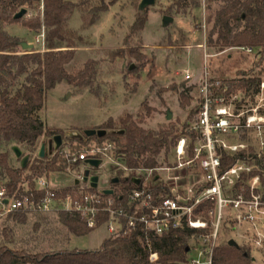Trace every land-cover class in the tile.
Segmentation results:
<instances>
[{"label": "rangeland", "instance_id": "obj_1", "mask_svg": "<svg viewBox=\"0 0 264 264\" xmlns=\"http://www.w3.org/2000/svg\"><path fill=\"white\" fill-rule=\"evenodd\" d=\"M72 1H83L85 4L67 22L69 29L78 32L81 41L79 48L75 50L74 60L66 66V71L73 73L87 61H93L97 64L96 73L90 88L77 89L64 82L56 85L46 93L44 106L38 113L44 125L61 133L59 148L65 154H85L92 148H103L105 143L83 140L79 144L74 140L81 138L85 131L101 130L99 128L109 120L114 123V129L118 127L119 118L130 116L134 122L141 120L140 126L147 130L157 131L171 124L181 132L191 115L190 126L185 129V133L190 130L194 133V148L201 149V153L198 159L193 156L186 182L198 181L201 184L199 163L206 149L201 130L196 128L199 114L193 112H201L206 105L212 121L217 116V110H222L223 118L229 119L234 125L252 121L248 128L237 133H215V152L221 146H225L224 149L221 148L230 155L251 148L258 158L264 157V56L259 60L256 50L247 52L246 48L235 47L218 52L209 44L212 24L208 18L218 8V4H211L208 8L206 0H198V8L176 13V0H155L146 11L138 10L141 0H118L108 6L106 12L93 14L91 9L102 4L108 5L112 0ZM35 14V11H29L23 16V20H28ZM139 16L146 18L141 29L135 26ZM164 16L172 19L166 26L162 25ZM92 17L95 21L88 25ZM3 29L8 35L29 46L26 49L28 51L45 50V44L42 43L43 29L33 33L21 23L4 25ZM214 39L215 35L212 36V40ZM22 51V47L17 48L18 54ZM250 78L260 80L257 95H246L241 90L228 89V82ZM220 82H224L225 87L218 92ZM183 139L187 151L191 140L187 136ZM41 146H44V155L59 149H55L51 139L39 138L36 149L30 152L24 145H16L4 138L0 152L9 153V164L16 169L21 167L24 158L27 163L36 157ZM234 147L237 148L236 151H232ZM174 149L167 154V162H163L164 153H161L158 157L160 167L177 163ZM104 153L105 155L99 156L98 168H91L81 162L66 172L51 173L47 178L36 180L35 187H41L44 182L47 190L54 192L64 189L87 190L90 183L89 180L84 181L83 174L88 172L89 177L98 178L97 192L111 190L113 193L115 188L110 182L116 180L120 172L123 178L131 172L122 167L113 149ZM113 157L115 158L112 159ZM183 172L157 174L163 180L168 176L183 179ZM135 176L142 178L137 174ZM5 181V176L0 172V191ZM26 188L28 187L24 185V189ZM6 216L0 217V243L32 254L94 250L103 240L111 237L105 224L92 228L85 236L74 237L58 223L56 211L47 214L26 213L23 224L8 220ZM231 218L232 214L226 208L217 244L232 239L237 245L249 247L253 264H264V243L261 248L254 246L250 227L244 223H233ZM257 228L264 231V220L257 224ZM188 245L193 251L189 258L204 264L206 259L197 253L203 246L202 239L193 238Z\"/></svg>", "mask_w": 264, "mask_h": 264}, {"label": "trees", "instance_id": "obj_2", "mask_svg": "<svg viewBox=\"0 0 264 264\" xmlns=\"http://www.w3.org/2000/svg\"><path fill=\"white\" fill-rule=\"evenodd\" d=\"M116 1L118 0H112L108 5L102 4L100 7L91 9V13L106 12L108 6ZM206 2L208 8L211 4H218V8L208 18L212 24L208 37L209 44H212L218 52L234 47L256 50L261 60L264 56V0H206ZM84 4L83 1L72 0H0V146L4 138H8L14 144L24 145L27 150L33 152L39 138L49 140L55 136L61 138L59 131L48 128L38 117V113L44 106L46 93L62 82L77 89L92 86L96 73L95 62L87 61L81 69L73 73L66 71V66L74 60L75 50L79 48L81 41L80 36L77 35L78 32L69 29L67 22ZM174 7L176 13L189 8L196 9L199 7V1L176 0ZM20 10H25L26 14L29 11H35L36 14L28 20H23V17L14 19ZM145 20V16H139L135 26L143 28ZM94 21L92 17L88 25L93 24ZM13 23H21L33 33L43 29L45 50L43 52L24 50L18 54L17 48L22 47L23 44L3 29L4 25ZM213 35H215L214 40H212ZM223 83H218V92L225 87ZM227 85L230 91L241 90L246 95H257L260 80L250 78L228 82ZM196 113L200 112H193V114ZM189 121L191 122V115L182 126L181 132L171 124L153 131L142 128L141 120L137 123L132 121L130 116H124L118 119L117 129H114V123L111 120L103 124L99 129L106 133L100 139L95 136L87 137L84 133L81 138L75 139L74 141L79 144L85 140L110 145L115 157L121 161L122 167L131 172L124 178L120 172L116 178L117 181L110 182L115 188L113 193L104 195L101 192L97 207L104 208L110 199L114 208H123L126 215H130L133 208L127 204L129 194L135 190H144L142 180H137L133 172L137 169L159 168L161 164L158 162V157L161 153H164L163 162H167V154L184 136L191 140L186 151V158L192 159L195 135L191 130L185 133V129L190 126ZM41 145L44 143L41 142ZM62 152V148H59L43 157L37 155L28 160L24 167L16 169L9 164V153L0 152V172L6 178L1 190L4 191L5 196L11 197L22 192L26 185L33 192L36 200L41 198L45 192L35 190L36 180L47 178L51 173L66 172L67 169L79 164V162H70L68 158L63 157L65 153L61 154ZM216 152L219 157V174L236 164L250 169L249 172H241L233 186L227 188L224 185V195L229 198L242 195L248 199L249 182L257 178L258 185L253 190V194L259 196L264 202V157L258 158L251 148L231 155L221 147L217 148ZM78 154L70 153L68 156ZM173 166L174 164H167V167ZM190 170L188 168L186 172H183L182 184L186 183V176ZM207 186L203 184L197 187L195 192L198 193ZM87 190L97 192L91 186ZM145 191L152 194L154 202L157 197L171 196L167 186L158 180L149 181ZM67 194L76 200L81 198L78 190L74 189L55 192L57 198H64ZM213 209L214 203L207 201L194 210L195 215L208 223L207 229L183 228L167 232L159 237L145 231L141 225L134 229H126V219H121L125 232L103 240L94 250L32 254L24 250L11 249L6 244L0 243V264H188L189 256L193 253L188 242L193 238L202 239L209 234V213ZM229 210L232 214L230 221L234 223L233 212L230 208ZM6 218L23 224L26 213L16 211L8 214ZM56 219L68 234L78 238L106 223L108 214L99 213L95 217L93 229L88 228L82 217L73 211H57ZM5 238L7 240L6 236ZM151 254L156 255L154 262L149 261ZM210 261V264H253L249 247L242 245L231 247L227 245V241L212 248Z\"/></svg>", "mask_w": 264, "mask_h": 264}, {"label": "built area", "instance_id": "obj_3", "mask_svg": "<svg viewBox=\"0 0 264 264\" xmlns=\"http://www.w3.org/2000/svg\"><path fill=\"white\" fill-rule=\"evenodd\" d=\"M247 52H251V49H247ZM223 113L222 110H217V116L214 117L215 120L213 121L206 105L199 113L196 128L201 130L203 146L206 149L204 157L199 163V169L202 172L201 184L198 181L182 184V179L178 176H168L166 180H163L157 174L159 172L185 171L191 168L193 160H185V140L180 139L174 149L177 163L173 167L137 169L133 172L137 180H142V188L144 190H135L129 194L127 204L133 208V212L130 215H126L123 208H114L110 199L104 208L97 207L100 203L101 192H89L83 189L78 190V195L81 196L80 200L74 199L70 194H67L64 198H57L55 192L47 190V185L43 182L41 187H35V190L45 192L38 200L34 198L33 192L28 188L11 197H6L4 191H0V217L16 211L37 214H47L52 211H73L82 217L88 228L92 229L95 227V217L99 213H106L108 214V220L104 224L107 226V231L111 236L123 234L125 227L126 229H134L136 226L141 225L145 231L159 237L167 232L183 228L193 230L207 229L208 223L195 215L194 210L203 202L209 201L214 203V209L209 213V234L202 238L203 246L197 251L198 256H203L206 259L204 264L211 263V251L217 245L223 212L226 208L232 210L234 223L239 225L244 223L250 227L253 235V245L261 248L262 243H264V231H260L257 228V224L264 220V202L260 200L259 196L253 194V190L258 185V180L253 178L249 184L250 196L248 199H245L242 195H237L234 198L226 197L223 193L224 185L225 187L233 186L239 179V174L243 171L249 172L250 169L236 164L224 173L219 174V157L214 148L217 140L213 137L215 133H237L245 127L248 128L252 121H247L246 124L242 123V125H234L229 119L223 118ZM105 145L103 148H92L85 154L70 156L65 154L63 157L68 158L72 163L99 160L100 155H105L104 152L111 149L110 145ZM221 147L225 148V146ZM236 149L234 147L232 151H236ZM200 153L201 149L194 148L195 159H198ZM136 174L142 176L143 179L136 177ZM151 180H158L165 184L171 196L157 197L154 202L152 194L145 191L147 183ZM203 184L208 186L196 193V188ZM60 204L63 207H57ZM121 219H126L125 227H123ZM155 260L156 255L151 254L149 261L154 262ZM188 264L201 263L190 258Z\"/></svg>", "mask_w": 264, "mask_h": 264}, {"label": "water", "instance_id": "obj_4", "mask_svg": "<svg viewBox=\"0 0 264 264\" xmlns=\"http://www.w3.org/2000/svg\"><path fill=\"white\" fill-rule=\"evenodd\" d=\"M154 2H155V0H141L140 4L138 6V9L140 11L145 10L148 7L152 6L154 4ZM25 14H26V11L25 10H20L14 16V19L18 20V19L22 18ZM171 20H172L171 18L164 16V18L162 20V25L163 26H166ZM28 48H29V46H27L25 44L22 45V49L23 50H26ZM169 118H170V114L168 113L167 114V119H169ZM105 133L106 132L103 131V130H90V131H85L84 132V135L87 136V137L95 136L98 139H100V138H102V137L105 136ZM52 142L54 143L55 149L59 148V146H60V136L53 137ZM15 154H16V156L19 155L18 152H16ZM38 155L40 157H43L44 156V146H41ZM25 163H26V158H24L22 160L21 167H24ZM85 164H87L91 168H98V166L100 164V161L99 160H86ZM83 177H84V181L89 180L90 186L93 189H96L97 188V181H98V178L97 177H89V173L88 172H84ZM116 181L117 180H113V183H115ZM103 194L104 195H111L112 194V191L111 190H104L103 191ZM227 245L228 246H231V247H237L238 246L236 244V242H234V240H232V239H230V240L227 241Z\"/></svg>", "mask_w": 264, "mask_h": 264}, {"label": "crops", "instance_id": "obj_5", "mask_svg": "<svg viewBox=\"0 0 264 264\" xmlns=\"http://www.w3.org/2000/svg\"><path fill=\"white\" fill-rule=\"evenodd\" d=\"M103 192V191H102ZM253 262H254V259H253Z\"/></svg>", "mask_w": 264, "mask_h": 264}]
</instances>
